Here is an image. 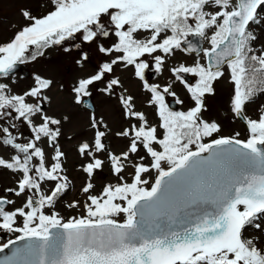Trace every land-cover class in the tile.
I'll use <instances>...</instances> for the list:
<instances>
[{
	"label": "snow or ice",
	"instance_id": "snow-or-ice-1",
	"mask_svg": "<svg viewBox=\"0 0 264 264\" xmlns=\"http://www.w3.org/2000/svg\"><path fill=\"white\" fill-rule=\"evenodd\" d=\"M36 3L0 42V175L13 180L0 187V232L14 236L0 264H264V104L247 113L264 96V0ZM57 46L79 53L71 102L91 111L78 137L67 114H49L53 79L15 90L18 67ZM129 70L142 99L121 78ZM223 78L243 136L205 115ZM94 93L116 101L115 130ZM62 138L76 140L75 175Z\"/></svg>",
	"mask_w": 264,
	"mask_h": 264
},
{
	"label": "rangeland",
	"instance_id": "rangeland-1",
	"mask_svg": "<svg viewBox=\"0 0 264 264\" xmlns=\"http://www.w3.org/2000/svg\"><path fill=\"white\" fill-rule=\"evenodd\" d=\"M36 0H0V42L7 41L14 33L17 27L26 23L24 18L20 14L21 9H31L35 14L37 11ZM92 61L86 66L87 71H91L93 65L96 62V54L92 52ZM79 57L78 51L72 53H65L61 47H53L47 50L44 57L39 58L35 62L26 63V67L30 70V77H23L20 72L15 74V90L22 91L29 87L33 83V76L40 74L45 77L53 79L54 85L48 95L52 98L51 105L48 106L49 114H55L57 116L67 114L70 117V122L65 124L64 131L68 134L78 137L86 132V125L88 123V113L90 110L78 107L72 104V94L70 88L75 82L76 78L81 75L80 68L76 65L75 60ZM119 71V70H118ZM164 75H167L165 73ZM122 80L125 85L129 87L133 94L139 99L143 98V94L140 89V85L132 78V73L129 70L126 73L121 74ZM150 82H161L164 79L162 75H156L148 73ZM63 85V91L60 90V86ZM232 85L228 83L227 78L221 79L216 84L217 94L214 97H210L207 101L209 105V112L205 115H211L220 121L224 127V134H229L234 131H240L242 136L245 131V126L237 119L231 116L228 112V96ZM178 94L182 99L186 100V94L179 88ZM96 108V115L99 118L104 116L105 121L109 123V126L114 130L119 126V108L115 100H110L107 97L95 94L92 97ZM260 104H264V96H261L255 104H249L247 107L248 115L255 118L257 116L256 109ZM139 106V104H138ZM185 106L178 107H186ZM151 120L155 117L153 112L149 108L143 109ZM64 144L65 150L68 152V161L66 166L69 168L70 175H75L73 166L78 163L74 144L76 140L67 141L62 138L61 141ZM110 144L115 148L120 142L109 137ZM5 156H8L7 151H3ZM111 180L107 169L103 173H100L96 177V184L98 186ZM13 180L8 173L0 175V187L12 186ZM72 199V193L70 192L62 201L57 205V208L61 211L62 215H69L70 212L64 208V203ZM19 200L17 203L19 204ZM71 214H76L73 210ZM1 242V241H0Z\"/></svg>",
	"mask_w": 264,
	"mask_h": 264
},
{
	"label": "water",
	"instance_id": "water-1",
	"mask_svg": "<svg viewBox=\"0 0 264 264\" xmlns=\"http://www.w3.org/2000/svg\"><path fill=\"white\" fill-rule=\"evenodd\" d=\"M18 71H22V73H23L25 76H28V74H29V73L25 70V68H24L23 66H21V65H20V66L18 67V69L16 70V72H18ZM16 72H15V73H16ZM175 107H176V106H175ZM6 251H7V250H6Z\"/></svg>",
	"mask_w": 264,
	"mask_h": 264
}]
</instances>
